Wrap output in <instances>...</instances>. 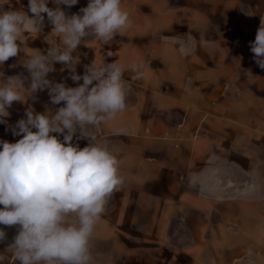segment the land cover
<instances>
[{"label":"crops","instance_id":"obj_1","mask_svg":"<svg viewBox=\"0 0 264 264\" xmlns=\"http://www.w3.org/2000/svg\"><path fill=\"white\" fill-rule=\"evenodd\" d=\"M184 1V6L174 8L169 0H157V7L147 13L131 8L133 23L140 21L143 28L131 26L106 45L85 38L73 53L79 57L77 75L83 76L85 65L95 59L119 60L131 85L126 109L95 130L97 142L106 143L121 161L124 184L94 228L93 264H221L224 253L226 264H264V69L250 50L255 40L251 20L264 12V0ZM86 2L60 7L72 15ZM48 7L56 5L49 0ZM3 10L32 16L28 0H0ZM43 15L42 31L26 32L24 51L0 66L3 79L27 77L28 87L30 75L23 63L33 50L47 54V38L58 40ZM179 41L193 47L191 54H182ZM108 51L115 55L109 57ZM138 61L144 62L145 74L133 81L127 68ZM53 67L47 78L54 83H83L74 82L63 64ZM33 96L8 108L0 140L14 143L22 138L13 136L8 126L26 118L27 108L54 114L64 106L52 104L47 89ZM88 143L77 131L73 144L83 148ZM176 213H182V220H174ZM185 214L208 219L194 225ZM224 214H246V221L238 215L226 222ZM193 227L211 232L204 243L191 248L185 240L186 230ZM0 228L6 233L0 264H13L8 247L19 226ZM225 228H246L245 240L211 242ZM123 229L134 230L133 246H127ZM175 233L184 240L180 247Z\"/></svg>","mask_w":264,"mask_h":264},{"label":"clouds","instance_id":"obj_2","mask_svg":"<svg viewBox=\"0 0 264 264\" xmlns=\"http://www.w3.org/2000/svg\"><path fill=\"white\" fill-rule=\"evenodd\" d=\"M52 2L55 8L48 7L49 0H28L31 18L23 10L0 12V66L24 51L26 32L42 31L43 14L53 26L51 34L58 37L47 38L51 45L47 54L33 50L23 63L30 75L28 87L27 77L5 80L0 73V124H7L13 102L35 99L37 91L47 89L54 105L64 102L54 114L27 108L26 118L8 126L13 136L22 138L14 143L0 140V225L19 226L8 247L13 250V264H93L94 228L124 184L121 161L106 143L97 142L95 130L126 109L131 85L124 79L126 69L119 60L95 59L85 65L83 76L77 75L79 57L73 53L88 37L110 44L116 36H124L133 21L122 0H89L80 13L72 15L60 5L71 8L78 0ZM179 43L184 55L194 50L186 41ZM250 50L264 69V17ZM57 62L69 69L74 82L83 83L67 87L49 80ZM144 68V62L138 61L127 70L134 81L143 78ZM77 131L88 139L87 146L73 144ZM53 134L62 135L63 140ZM5 240L0 228V243Z\"/></svg>","mask_w":264,"mask_h":264},{"label":"rangeland","instance_id":"obj_3","mask_svg":"<svg viewBox=\"0 0 264 264\" xmlns=\"http://www.w3.org/2000/svg\"><path fill=\"white\" fill-rule=\"evenodd\" d=\"M89 2V0H88ZM88 2H86V4H78V11L77 14L80 13V9L84 8L87 6ZM122 2L124 4H122V7L127 10L128 12L131 11V8H135V10L139 13H147L150 11V9L152 8H156L157 6V0H122ZM169 5L171 7L174 8H179L185 5V1L184 0H169ZM262 13V12H261ZM261 13L256 14L253 19L251 20V30H252V26L254 23V20L257 16H259ZM132 27L136 30H140L141 28L144 27L143 23H141L140 21H136L135 23H132ZM132 41L134 42H139L140 40L137 39H132ZM174 203L176 204V200H174ZM185 218L186 220H190L192 223H194V225H200V221L202 220H206L208 218L203 217V214L199 215V214H185ZM240 216L239 219H241L242 221H246V214H224L223 216V221L226 222H230V221H235L237 220V216ZM201 216V217H200ZM209 216V215H207ZM182 220V213H176L174 214V220ZM123 231L126 233L127 235V246H133L134 244V237H135V232L134 230L131 229H123ZM182 231V230H181ZM186 232L188 233L187 239L185 240V243L190 244L191 248L193 247H198L199 244H202L205 242L206 237H208L209 232H211V230H206V229H202V228H191V230H186ZM213 233H215V230L212 231ZM218 234H214L215 238L213 240H211V242L214 243H222L224 245H228V244H232L235 243L237 241L240 240H245L246 238V233H247V229L246 228H242V229H222V230H218L217 231ZM234 233V234H232ZM217 235V236H216ZM175 241H176V245H178L179 247L181 246V244L183 243V239L179 236L178 237V233H175ZM225 248V247H224ZM226 253H224V255L222 256L221 259V264H226Z\"/></svg>","mask_w":264,"mask_h":264},{"label":"built area","instance_id":"obj_4","mask_svg":"<svg viewBox=\"0 0 264 264\" xmlns=\"http://www.w3.org/2000/svg\"><path fill=\"white\" fill-rule=\"evenodd\" d=\"M261 17H264V12H262L259 16H257L254 20L253 26H252V30L254 33V38L256 36V32L258 30V28L260 27V23H261Z\"/></svg>","mask_w":264,"mask_h":264}]
</instances>
